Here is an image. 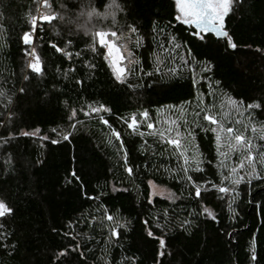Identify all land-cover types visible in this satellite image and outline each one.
Wrapping results in <instances>:
<instances>
[{"label": "trees", "instance_id": "obj_1", "mask_svg": "<svg viewBox=\"0 0 264 264\" xmlns=\"http://www.w3.org/2000/svg\"><path fill=\"white\" fill-rule=\"evenodd\" d=\"M60 2L49 0L58 14ZM105 2L97 0V5ZM120 2L126 9L118 16L125 26L120 41L132 53L129 59L138 61H128L126 68L134 69L128 75L133 87L115 81L104 50H90L94 38L89 25L86 36L78 25L69 31V25L58 19L44 24L33 39L43 75L32 74L27 68L31 58L25 55L32 46L20 38L29 30L31 17L39 19L50 10L43 0H0V133H13L10 144L0 143V201L13 209V214L0 218V232L7 233V238L0 237V264H56L70 242L80 245L71 264H130L126 257H135L138 264H264V179L248 178L250 169L240 171L246 181L229 194L204 184L233 187L228 181L221 185L226 172L217 160L214 133L201 130L213 126L203 120V113L199 118L194 115L201 98L205 110L214 104L218 119L221 96L243 108L264 99V0H245L235 15L226 17L225 30L236 49L226 48V38L194 37L192 27L174 19V0ZM127 25H134L137 32L128 31ZM50 43L71 52V58L55 53ZM209 62L212 71L204 72ZM87 63L97 67L89 69ZM193 78L198 81L195 87ZM22 87L26 94L19 92ZM101 104L111 108L110 114H102L111 128L97 115L83 114L89 106ZM72 109L77 117L69 121ZM142 111L149 113L147 119L140 116ZM133 114L139 123L135 133L121 119L130 121ZM244 116L245 125L257 129L264 125V114L258 111H244ZM164 118L176 121L168 135L181 140L190 165L193 157L202 161L204 171L190 174L201 185L203 200L189 195L190 186L180 170L183 159L158 135L165 131ZM147 123L154 128L149 130ZM237 126L243 130V125ZM36 129L40 131L33 136L19 135ZM113 129L121 134L133 176L124 171L125 152L112 136ZM69 132L72 135L65 141ZM245 134L253 136L250 130ZM53 139L60 142L51 144ZM254 143L264 145L258 138ZM257 169L264 176V165L258 163ZM149 180L168 189L171 198L151 197ZM173 197L180 199L173 203ZM199 203L211 207L217 219L196 216ZM104 212L130 222L126 229H117L122 235L111 242L104 229L108 222L92 221L103 220ZM184 219L193 220L195 226L192 235L181 239L177 225ZM145 220L166 240L164 256L158 255V241L146 242ZM157 222L166 226L163 232L155 228Z\"/></svg>", "mask_w": 264, "mask_h": 264}, {"label": "snow or ice", "instance_id": "obj_2", "mask_svg": "<svg viewBox=\"0 0 264 264\" xmlns=\"http://www.w3.org/2000/svg\"><path fill=\"white\" fill-rule=\"evenodd\" d=\"M245 0H174V6L176 10V16L174 19L184 25H189L195 29L192 35L202 41L205 40V34L214 33L218 38H226V48L228 49H236L237 45L233 40L232 35H230L226 30L225 19L230 15H235L236 11L243 7ZM43 4L45 8L50 10L49 14L42 15L39 19L35 16L31 17V22L29 24V30L24 31L22 37L20 38L24 45L32 46L31 51H26L25 55L30 57L31 59L27 63V68L30 69L32 74L43 75L41 59L37 54V51L33 45V39L36 36L38 31L43 30V25L47 23H51L53 20H60L69 25V31H71V26L73 24L78 25L81 29H83L84 35H89V28L85 27V25H89L92 29V35L94 38V43L90 47V50L94 53H98L99 50L106 49L105 60H108L109 56L112 55L116 50V45L114 43V39H120L123 35V29L125 26H121L118 22V16L121 13L125 12V5L120 2V0H106L105 4L102 6L97 5V0H78V3H71V0H61L59 4L60 14L56 13L51 9V5L49 0H43ZM81 20L84 23H81ZM109 21L107 27H105V22ZM99 26V27H97ZM127 30L136 33L137 28L134 25H127ZM163 31V29H161ZM118 32L121 33V36H118ZM175 38H173L174 40ZM172 41H169L171 43ZM68 44L71 45V38L67 41ZM49 47L54 50L55 53H59L63 56L71 58L72 53L69 51H65L58 43H50ZM179 47V45H176ZM168 51V49H165ZM76 55H79L77 53ZM129 56H132V53L129 52ZM138 61L134 59H129V64H135ZM85 67L89 69H95L97 66L92 63H87ZM108 67L111 69L112 76L115 81L120 85H127L128 87H133L131 82L128 79V75L133 74L134 69H126L124 67L116 66L113 63H109ZM69 71H75V69H70ZM204 72L212 71L210 66V62L208 66L203 68ZM147 75L151 76V73H147ZM29 75L24 76V80H28ZM77 84H81L82 81L77 80ZM198 84V81L193 78L192 85L195 87ZM20 93H27L26 88L19 89ZM18 99V97H17ZM12 103V101H9ZM232 105L236 108L239 107L238 102L231 101ZM203 101H198L197 108L199 111H196L194 115L199 118L201 113H203V120L209 122L210 127L208 129H201L204 131H211L215 134V139L217 141V151L218 155H222L225 158L228 157V152L232 153H240L243 156V159L240 161L238 165H234L228 169V175L224 176L221 181V185L224 184V181H228L230 185L228 186H218L213 184L211 181H204V184L211 185L212 191H217L221 194H229L235 193V187L241 183L246 181V175L248 178L255 179H264V176L258 174L257 164L264 165V145H258L254 143V140L257 138L260 141H264V125H261L260 129L252 124L251 131L253 136L248 137L245 136V132L249 130V125H243V122L240 120H236L234 123L236 125H243V130L237 127H224V124L221 120H219L216 116L209 114L204 107H202ZM249 110L258 111L259 114H264V99L254 101L248 103L245 107V112ZM103 113H111V108L101 104L96 107L89 106L88 111H85L83 114L85 116H91L93 114L99 117L100 123L103 125H107L111 128L109 121L102 115ZM243 115L244 113H240ZM149 113L147 111L140 112V116L147 119ZM77 117V111L72 109L70 115L68 116L69 121L75 120ZM123 122L127 125V128L135 133L138 130L139 123L136 118V115L133 114L131 120L124 119L121 117ZM70 127L75 129L77 127L76 124H70ZM147 128L149 130L154 128L152 123H147ZM39 129H36L34 132L22 131L19 133L20 136L30 137L39 132ZM53 132H57V129H53ZM169 133L172 131L168 130ZM260 132V135L257 137L256 133ZM153 134V133H150ZM72 135L71 132L65 134L63 139L67 141L69 137ZM143 136V133H140ZM158 135L161 137L163 142H166L168 145L174 146L176 150L181 149V140L178 138H172L170 135L166 141H164L165 132H160ZM189 136H192V132H188ZM112 136L116 138V140L120 141V148L125 152L124 160H123V168L124 171L129 175H134L133 167L129 166V160L127 157V152L124 148V143L121 138V134L115 129L112 130ZM177 136L179 133L177 132ZM13 138V133L9 132L7 135L0 133V143L10 144L11 139ZM42 139H48L47 137H42ZM60 141L53 139L51 140V144H58ZM108 143H112L111 140H108ZM222 147H227L228 152H223L220 149ZM184 151H180V156L183 159V165L181 166V171L183 173L182 180L187 182L190 186L189 195H195L198 201L203 200L202 197V188L196 182V179L191 172H203L204 169L200 166L202 161L193 157L192 163L190 165L189 159L184 155ZM143 154V153H141ZM223 163V162H222ZM250 169V171L246 172V175H240L239 172ZM166 171L171 172V169H165ZM72 176L75 177L76 173L73 172ZM150 187H155L152 180L148 181ZM117 191L119 189H116ZM206 191L208 189H205ZM223 200L225 198L224 195L218 197ZM89 199H93V197H89ZM176 199H180V197H173L172 202L175 203ZM149 204L152 203L151 200L148 201ZM8 214H13V209L8 207L3 201H0V218L5 217ZM235 214V213H234ZM165 218H167V212L164 214ZM191 215V213L189 214ZM196 216H203L206 220H216L217 216L214 213V210L211 207H208L204 203L198 204V211L196 212ZM103 218L109 222H112L114 226L110 227L111 237L119 238L122 233L118 232L117 229H126L128 223H120L116 217L109 214L108 212L103 213ZM143 224L147 226L145 228V236L147 238L146 242L158 241L159 256H164L165 252L163 251L166 247V240L161 236L156 235L154 229L149 225V221H143ZM195 225L193 224V220L184 219L180 221L177 225L179 229L182 231L178 234V238L183 239L184 234L192 235V228ZM2 227V225H0ZM165 225H161L159 222L155 224V228H160L163 232ZM171 231V229H169ZM65 235H68L67 233ZM0 237L7 238L6 232H0ZM80 245L73 246L70 242L68 246L64 247V250L61 251L57 257L56 264H71V258L74 254H78ZM253 252L252 259H256L255 255V241H253ZM126 261H130V264H138V261L135 257H126Z\"/></svg>", "mask_w": 264, "mask_h": 264}, {"label": "rangeland", "instance_id": "obj_3", "mask_svg": "<svg viewBox=\"0 0 264 264\" xmlns=\"http://www.w3.org/2000/svg\"><path fill=\"white\" fill-rule=\"evenodd\" d=\"M114 43L116 45L117 50L112 55L109 56V58L107 60L108 64L111 62V63L115 64L116 66L127 68V64L129 61V54H128L125 42L120 41V39H114ZM106 52H107V50L104 49V53H106ZM200 101H203V104L205 103L203 98H201ZM231 101H234V100L231 99L230 97H227V96H221V101H220L221 104H219L220 105L219 106V109H220L219 120H221L223 122L224 127H236L237 125L234 123L236 120L242 121L243 125H245L246 124L245 116H244V114L243 115L240 114V113H244L245 108H243L241 103H238L239 107L236 108L232 105ZM206 108H207L206 110L209 114H211L213 116H216L218 114L217 112L214 111L215 110L214 104H212V105L209 104L208 106L206 105ZM164 122H165V126H166L165 131H164L165 137L168 138L169 137V135H168L169 131L168 130L171 129L172 130L171 132H173V129H174L173 124L176 121H174L173 123H168V121L165 119ZM249 130L251 131V125H249ZM245 136H247V135L245 134ZM214 137H215V134H214ZM215 148H216L218 163H219V165L222 166V168L226 172L225 175H223V178H224V176L228 175V169L234 165H238L240 163V161L243 159V156L238 152L237 153L228 152L227 147H222L220 149L223 152H228L227 158H225L222 155H218L216 139H215ZM183 150H185V149H184L183 143L181 142V149L179 151L178 150H176V151L180 154V151H183ZM242 172H239V174L242 175ZM154 185H155V187H150V196L151 197L158 196V197L171 198L172 194L168 189H166L163 186H159L156 184H154ZM92 221L96 224H99V225L102 223L108 222L109 225L104 224L106 240H107V242H111L114 239L113 237H111V233H110V227L114 226V224L112 222H109L105 219L101 220L99 217L93 218ZM118 221L120 223H124L120 220H118Z\"/></svg>", "mask_w": 264, "mask_h": 264}, {"label": "water", "instance_id": "obj_4", "mask_svg": "<svg viewBox=\"0 0 264 264\" xmlns=\"http://www.w3.org/2000/svg\"><path fill=\"white\" fill-rule=\"evenodd\" d=\"M184 25V24H183ZM184 26H189V25H184ZM189 27H191V26H189ZM194 29V28H193ZM195 30V29H194ZM208 34H211V35H213L214 37H216V38H218L214 33H208ZM219 39H221V38H219ZM223 39H225V38H223ZM233 233L234 232H232L231 234H230V237L233 235Z\"/></svg>", "mask_w": 264, "mask_h": 264}]
</instances>
